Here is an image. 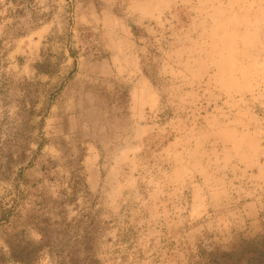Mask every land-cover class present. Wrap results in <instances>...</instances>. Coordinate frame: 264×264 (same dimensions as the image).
I'll list each match as a JSON object with an SVG mask.
<instances>
[{
  "label": "rangeland",
  "instance_id": "obj_1",
  "mask_svg": "<svg viewBox=\"0 0 264 264\" xmlns=\"http://www.w3.org/2000/svg\"><path fill=\"white\" fill-rule=\"evenodd\" d=\"M0 264H264V0H0Z\"/></svg>",
  "mask_w": 264,
  "mask_h": 264
}]
</instances>
